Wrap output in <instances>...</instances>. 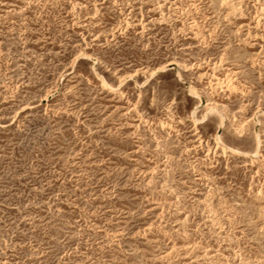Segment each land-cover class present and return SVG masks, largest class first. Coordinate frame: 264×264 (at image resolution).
Instances as JSON below:
<instances>
[{
	"label": "rangeland",
	"instance_id": "1",
	"mask_svg": "<svg viewBox=\"0 0 264 264\" xmlns=\"http://www.w3.org/2000/svg\"><path fill=\"white\" fill-rule=\"evenodd\" d=\"M0 264H264V0H0Z\"/></svg>",
	"mask_w": 264,
	"mask_h": 264
},
{
	"label": "bare ground",
	"instance_id": "2",
	"mask_svg": "<svg viewBox=\"0 0 264 264\" xmlns=\"http://www.w3.org/2000/svg\"><path fill=\"white\" fill-rule=\"evenodd\" d=\"M102 88H105L106 90H108V91H116L117 90V88L116 87H114V86H112V85H110V84H108V83H102ZM231 88V87H230ZM192 115L194 116V112H192ZM221 116V115H220ZM254 118V117H253ZM258 137V136H257ZM257 139V138H256ZM258 143H259V141H258ZM258 146V145H257ZM259 147V146H258ZM257 148V147H256ZM258 151V150H257ZM241 152H239L238 150H236V149H233V151H231V154H240ZM257 152H255V153H245L247 156H254L255 154H256ZM258 155V154H257Z\"/></svg>",
	"mask_w": 264,
	"mask_h": 264
}]
</instances>
